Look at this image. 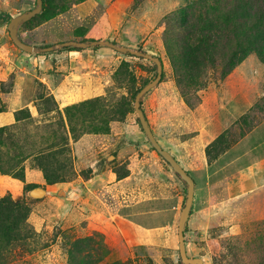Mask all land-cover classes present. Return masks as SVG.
<instances>
[{
	"label": "rangeland",
	"instance_id": "obj_1",
	"mask_svg": "<svg viewBox=\"0 0 264 264\" xmlns=\"http://www.w3.org/2000/svg\"><path fill=\"white\" fill-rule=\"evenodd\" d=\"M186 2L45 0L44 12L21 25L18 35L38 48L106 40L158 57L162 78L143 97L141 109L161 148L198 184L192 167L207 145L198 138L191 111L203 105L221 125L228 124L233 143L264 118V65L251 54L223 80L220 63L205 73L186 69L179 57L189 37L179 19ZM34 5L35 0H0V12L11 18ZM8 21L0 19V108L5 109L17 79H35L30 82L33 103L4 125L0 145L6 166L22 174L0 173L6 179L0 198L21 206L15 229L3 222L10 229L7 236L0 233V264H152L145 248L125 242L112 218L121 205L154 197L138 206L153 214L136 218L146 225L172 223L171 206L181 197L170 246L164 249L177 264V222L186 186L151 147L133 110L132 95L155 76L154 63L97 44L28 54L11 42ZM32 56L44 58L34 66ZM242 115L245 123H237ZM241 151L246 155L234 163ZM262 154L264 124L214 168L224 166L222 178L230 184L239 165ZM253 180L260 185L264 174ZM33 185L46 189V195L28 198ZM210 194L217 198L208 200ZM210 194L194 187L184 234L187 255L204 258L203 264H214L217 257H225L224 264H264V192L232 198L224 187H211ZM220 247L227 255H214Z\"/></svg>",
	"mask_w": 264,
	"mask_h": 264
},
{
	"label": "trees",
	"instance_id": "obj_2",
	"mask_svg": "<svg viewBox=\"0 0 264 264\" xmlns=\"http://www.w3.org/2000/svg\"><path fill=\"white\" fill-rule=\"evenodd\" d=\"M44 10L45 0H42L41 12L28 22L40 16ZM0 19L7 22L10 17L0 12ZM179 19L189 36L179 53L181 62L186 69L205 73L207 67L215 68L220 63L219 79L223 80L232 69L251 54L255 55L264 65V0H187L186 4L179 9ZM140 89L134 92L133 99ZM260 108L264 110V97ZM2 111L3 108H0V112ZM244 115L237 119V123H245L247 116ZM261 119L264 120V118H260L251 124L238 135L233 143L229 139V128L224 129L205 147L204 153L207 161L211 162L218 158L239 138L260 123ZM5 133L6 126L0 127V145L4 140ZM13 170L14 166L7 167L0 157V173H13V176L19 178L22 176L20 171ZM186 173L188 174V172ZM35 186L37 185H33L31 188ZM183 200L185 201V197ZM20 210V204L11 200L10 197L0 198L1 234L5 236L9 234L10 228L3 225L5 221L10 223L12 230L16 228ZM191 210L189 215L192 213ZM186 230L185 225L184 232ZM225 262L218 261L214 264H224ZM177 264H181L179 256Z\"/></svg>",
	"mask_w": 264,
	"mask_h": 264
},
{
	"label": "crops",
	"instance_id": "obj_3",
	"mask_svg": "<svg viewBox=\"0 0 264 264\" xmlns=\"http://www.w3.org/2000/svg\"><path fill=\"white\" fill-rule=\"evenodd\" d=\"M58 23L62 24L64 22L61 18H58ZM23 58L27 57L24 56ZM30 58L32 60L31 62H33L35 66L37 60L44 57L32 56ZM24 70L25 68L23 69V71ZM33 79H35V75H33V78L20 77V79H17V81L13 83L8 93L9 95L7 97V105L5 106V109L0 112V127L9 124L11 122L12 116H14V113L16 111L31 106V104L33 103V86L32 84L30 85V82ZM191 114L198 124V138L202 144H205V146L211 143L224 129H226L228 125H221L218 122L219 119L216 117V115H210V113L205 110L203 105L193 109L191 111ZM263 124L264 120L254 126L249 132L239 138L233 145H231L221 155H219L218 158L211 162L207 161L205 153L202 152V156L199 159L200 163L192 167V173L196 174V177L198 178V184H195L194 182V187H204L207 190L208 194H210L211 187H224V191L226 192V194L232 198L241 197L245 194L255 191L264 192V182L259 185L256 184L255 180H253L258 175L264 174V154L259 156L256 159V162H248L244 165H239V168H237L236 173H234L233 175L236 178L232 180L230 184H224V180L222 178L225 173L224 166L214 168L215 164L219 162L220 157L228 153L231 149L237 148L243 142V140L250 136L252 132L257 131ZM212 125L214 126L213 132L209 130ZM205 146L203 145V148ZM245 155L246 152L241 151L233 158V162L235 163L241 158H244ZM1 182H6L5 177L2 175H0V183ZM213 197L217 198L216 194L208 195V200ZM180 199L181 197H178L176 203L171 206V210L173 211L172 223L165 221L163 225H146L140 219L136 218V216H138V213L153 214L152 210L150 209L148 211L145 210L144 212H140L138 206L148 201L157 200L154 197H149L132 203H127L125 205H121L119 208H117V212L112 219L115 220L116 218V221H118L117 224L116 222L114 224L115 226H117L125 242L129 243L131 246H141L142 248H145L146 256L152 264H166V261H171L169 264H172V259H170L172 255H168V251H165L164 249L170 246L169 242H171V240L169 238H172V227L176 222L175 219L177 218V209L180 204ZM156 213H159V211L157 210ZM198 231H200V229ZM186 233H188L187 230L184 232V234ZM165 242H168L169 244L166 245ZM223 254H226V251L224 250V248L220 247L219 251L217 250L214 255L222 256ZM189 257H197V255H191ZM201 259L202 261H205L204 258ZM214 260L215 262L225 261L226 258L217 257Z\"/></svg>",
	"mask_w": 264,
	"mask_h": 264
},
{
	"label": "water",
	"instance_id": "obj_4",
	"mask_svg": "<svg viewBox=\"0 0 264 264\" xmlns=\"http://www.w3.org/2000/svg\"><path fill=\"white\" fill-rule=\"evenodd\" d=\"M42 9V0H35V5L32 9L24 11L23 13L11 17L7 23V32L11 42L17 47L19 50L32 54V53H42L49 52L56 48L74 46L78 48L93 46V45H104L106 47L112 48L116 51L122 53H130L135 56L142 57L153 62L156 66V74L155 76L145 84L135 95L133 101V110L136 114L138 123L145 134L148 142L151 147L156 151V153L166 161L174 173L177 174L178 178L185 183L186 192H185V201L184 205L180 210L178 222H177V242H178V256L181 264H203V261L199 257H189L187 256L185 249V237H184V229L186 225L187 218L189 216L191 206L193 204L194 199V182L192 178L186 173V171L177 163V161L164 149L156 141L153 133L150 129V126L147 122V119L141 109V100L143 97L153 89L161 80L162 76V64L158 57L153 56L149 53H143L142 51L132 50L126 47H121L115 45L106 40H94L90 42H77V41H68L61 44H57L54 46H48L43 48H38L33 45L27 44L23 42L18 35V30L27 21L33 18L35 15L39 14ZM46 195V190L41 186H35L26 192V196L30 199H41Z\"/></svg>",
	"mask_w": 264,
	"mask_h": 264
}]
</instances>
